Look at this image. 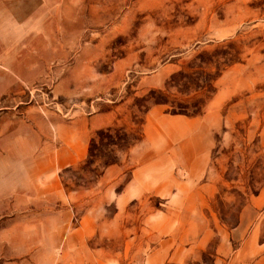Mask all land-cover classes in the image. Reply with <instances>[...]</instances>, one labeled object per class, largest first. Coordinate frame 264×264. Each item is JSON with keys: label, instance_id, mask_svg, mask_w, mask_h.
<instances>
[{"label": "rangeland", "instance_id": "1", "mask_svg": "<svg viewBox=\"0 0 264 264\" xmlns=\"http://www.w3.org/2000/svg\"><path fill=\"white\" fill-rule=\"evenodd\" d=\"M153 109L211 147L137 201ZM137 230L186 238L171 260L264 264V0H0V264H141Z\"/></svg>", "mask_w": 264, "mask_h": 264}, {"label": "crops", "instance_id": "2", "mask_svg": "<svg viewBox=\"0 0 264 264\" xmlns=\"http://www.w3.org/2000/svg\"><path fill=\"white\" fill-rule=\"evenodd\" d=\"M114 124L112 112H106L89 119L88 127L82 138L90 137L92 132L103 128H108ZM205 133V132H204ZM197 121L185 116H175L163 113L158 109L148 112L143 126V137L139 144L135 146L136 154L139 158L135 162L132 180L127 185L125 195L128 196L129 189L138 188L137 201H142L147 193L154 192L158 187H171L177 181L175 170L189 171L192 168L200 170V164H205V156L209 153L211 139L204 134ZM135 151V149H134ZM195 163L199 167H192ZM117 166H112L107 170L109 177L113 176ZM122 165L119 170H121ZM131 199H127L129 201ZM133 200V199H132ZM134 236L128 237L126 249L141 252L148 251L149 255L141 264H186V260L169 259V252L179 248L186 241L181 239L180 245L175 247V239L167 237L161 239L154 237V233L144 230L135 231ZM186 235V233H185ZM184 235V236H185ZM142 237V239H141Z\"/></svg>", "mask_w": 264, "mask_h": 264}]
</instances>
